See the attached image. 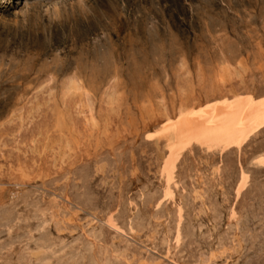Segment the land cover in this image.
Here are the masks:
<instances>
[{
    "label": "rangeland",
    "instance_id": "obj_1",
    "mask_svg": "<svg viewBox=\"0 0 264 264\" xmlns=\"http://www.w3.org/2000/svg\"><path fill=\"white\" fill-rule=\"evenodd\" d=\"M237 97L264 0H0V264H264V124L172 161L161 134Z\"/></svg>",
    "mask_w": 264,
    "mask_h": 264
},
{
    "label": "bare ground",
    "instance_id": "obj_2",
    "mask_svg": "<svg viewBox=\"0 0 264 264\" xmlns=\"http://www.w3.org/2000/svg\"><path fill=\"white\" fill-rule=\"evenodd\" d=\"M184 109L174 119L169 117L161 132L168 138L169 161L193 142H200L207 149L240 146L264 124V97L255 100L237 97ZM255 162L264 165V152Z\"/></svg>",
    "mask_w": 264,
    "mask_h": 264
}]
</instances>
